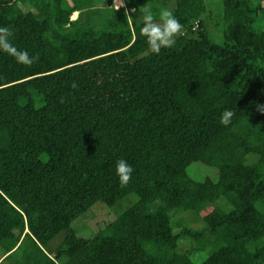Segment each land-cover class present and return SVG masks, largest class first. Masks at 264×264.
<instances>
[{"label": "trees", "instance_id": "16d2710c", "mask_svg": "<svg viewBox=\"0 0 264 264\" xmlns=\"http://www.w3.org/2000/svg\"><path fill=\"white\" fill-rule=\"evenodd\" d=\"M122 1L0 0V26L39 55L25 66L0 52V264H264L262 7L218 0L220 44L206 0ZM145 5L183 25L174 47L149 52ZM119 159L133 168L126 186ZM193 163L211 175L191 176ZM129 193L137 201L103 229L72 228L94 203Z\"/></svg>", "mask_w": 264, "mask_h": 264}, {"label": "rangeland", "instance_id": "374dc122", "mask_svg": "<svg viewBox=\"0 0 264 264\" xmlns=\"http://www.w3.org/2000/svg\"><path fill=\"white\" fill-rule=\"evenodd\" d=\"M122 0H112V5L114 3H121L123 6ZM103 2V1H102ZM99 2V7H103V3ZM257 2V1H256ZM258 4L262 7L259 9L256 14V20L254 22V28L264 29V7L262 5V0H258ZM206 5L208 13L210 14L209 19H207L206 30L209 33L210 38L217 43L223 42V23L220 18L221 6L218 0H206ZM18 6L22 10L27 9V5L24 3H18ZM104 8H102L103 10ZM76 13L70 19H75ZM198 167V169H196ZM210 168L205 165H200L198 163H193L187 167V172L195 178H202L206 175H211L207 171ZM138 199V196L134 193H129L120 200H118L114 205H107L103 202L94 203L88 210L74 219L71 223V226L77 233L81 236H90L93 233L103 229L110 221L114 220L119 214H121L126 208L134 204ZM222 203V201H219ZM180 218H185L184 214H179L175 217L178 221ZM193 218V216L191 217ZM190 227L198 230L203 226V222H196L194 220L189 221ZM181 228V227H180ZM179 228V229H180ZM65 235L64 231H60L56 236H54L51 241L48 243V248H53L63 239ZM192 245V241L186 237H183L179 240L180 251H189V248ZM204 259V256L201 253H198L197 256L193 257V260L197 263L201 262Z\"/></svg>", "mask_w": 264, "mask_h": 264}, {"label": "clouds", "instance_id": "9594fccd", "mask_svg": "<svg viewBox=\"0 0 264 264\" xmlns=\"http://www.w3.org/2000/svg\"><path fill=\"white\" fill-rule=\"evenodd\" d=\"M113 7L118 10L121 3H114ZM133 12L135 9L132 10ZM142 25L140 34L145 38L148 50L152 54H159L161 49H168L175 46L177 38L183 36L184 28L180 21L175 16L174 12L169 8H162L158 14H154L150 6H143ZM125 15L131 20L132 16L128 11ZM14 30L8 26H0V52L6 53L15 59L18 64L25 66L33 65L38 59L39 55H30L26 49H19L13 43ZM73 88L77 87L75 83ZM61 98V103H63ZM256 110L264 113V104H257ZM234 112L225 109L220 116V123L227 126L231 123ZM115 172L119 179L121 186H126L132 176L133 168L124 159H119L115 164Z\"/></svg>", "mask_w": 264, "mask_h": 264}, {"label": "water", "instance_id": "95a60500", "mask_svg": "<svg viewBox=\"0 0 264 264\" xmlns=\"http://www.w3.org/2000/svg\"><path fill=\"white\" fill-rule=\"evenodd\" d=\"M262 5H264V0H262Z\"/></svg>", "mask_w": 264, "mask_h": 264}]
</instances>
